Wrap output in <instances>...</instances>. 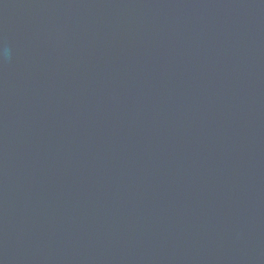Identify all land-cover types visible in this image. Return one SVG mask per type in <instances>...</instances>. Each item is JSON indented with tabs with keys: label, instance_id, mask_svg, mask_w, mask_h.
<instances>
[{
	"label": "water",
	"instance_id": "95a60500",
	"mask_svg": "<svg viewBox=\"0 0 264 264\" xmlns=\"http://www.w3.org/2000/svg\"><path fill=\"white\" fill-rule=\"evenodd\" d=\"M0 264H264V0H0Z\"/></svg>",
	"mask_w": 264,
	"mask_h": 264
}]
</instances>
